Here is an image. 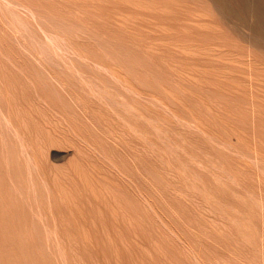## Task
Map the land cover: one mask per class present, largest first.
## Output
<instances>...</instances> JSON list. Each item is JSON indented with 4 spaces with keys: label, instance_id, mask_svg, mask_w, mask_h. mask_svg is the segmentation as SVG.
Listing matches in <instances>:
<instances>
[{
    "label": "rangeland",
    "instance_id": "obj_1",
    "mask_svg": "<svg viewBox=\"0 0 264 264\" xmlns=\"http://www.w3.org/2000/svg\"><path fill=\"white\" fill-rule=\"evenodd\" d=\"M255 2L0 0V264H264Z\"/></svg>",
    "mask_w": 264,
    "mask_h": 264
},
{
    "label": "bare ground",
    "instance_id": "obj_2",
    "mask_svg": "<svg viewBox=\"0 0 264 264\" xmlns=\"http://www.w3.org/2000/svg\"><path fill=\"white\" fill-rule=\"evenodd\" d=\"M237 1V0H236ZM226 11V10H225ZM255 13L258 17H261L264 19V0H256L255 2ZM259 40V39H258ZM42 143V142H41ZM12 145V144H11ZM23 163V162H22ZM8 165V164H7ZM29 169L31 167H28ZM40 169L44 170L43 167H41ZM9 171V170H8ZM7 171V172H8ZM39 172V171H38ZM36 174V173H35ZM11 177V176H10ZM47 177V175H46ZM12 178V177H11ZM22 179V178H21ZM32 179V178H31ZM30 182V180H29ZM54 183V182H53ZM22 184V183H21ZM43 184V183H42ZM45 188V187H44ZM30 189V188H29ZM34 193V192H33ZM29 194V193H28ZM37 197V196H36Z\"/></svg>",
    "mask_w": 264,
    "mask_h": 264
}]
</instances>
